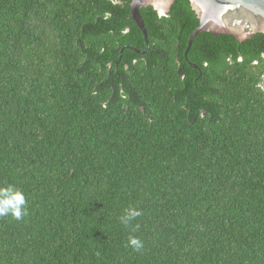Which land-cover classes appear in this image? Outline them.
Listing matches in <instances>:
<instances>
[{
    "label": "trees",
    "instance_id": "16d2710c",
    "mask_svg": "<svg viewBox=\"0 0 264 264\" xmlns=\"http://www.w3.org/2000/svg\"><path fill=\"white\" fill-rule=\"evenodd\" d=\"M130 2L0 0V264H264V34Z\"/></svg>",
    "mask_w": 264,
    "mask_h": 264
},
{
    "label": "water",
    "instance_id": "95a60500",
    "mask_svg": "<svg viewBox=\"0 0 264 264\" xmlns=\"http://www.w3.org/2000/svg\"><path fill=\"white\" fill-rule=\"evenodd\" d=\"M175 0H131L130 18L142 32L149 47L148 33L141 8L152 7L156 12H166ZM190 7L195 13L199 25L191 33L185 57L190 50L195 37L204 31L233 35L239 42L253 35L264 34V0H189ZM138 54H144L136 48ZM196 68V65L191 64Z\"/></svg>",
    "mask_w": 264,
    "mask_h": 264
},
{
    "label": "clouds",
    "instance_id": "9594fccd",
    "mask_svg": "<svg viewBox=\"0 0 264 264\" xmlns=\"http://www.w3.org/2000/svg\"><path fill=\"white\" fill-rule=\"evenodd\" d=\"M25 203V196L21 191H13L11 188L0 190V215H6L11 212L16 219H20L22 214H26V209L22 211V206ZM141 214L139 210L129 208L121 219L123 223L127 224L128 221L135 219ZM129 244L136 250L143 247L142 241L136 237L130 238Z\"/></svg>",
    "mask_w": 264,
    "mask_h": 264
},
{
    "label": "flooded vegetation",
    "instance_id": "af4514ba",
    "mask_svg": "<svg viewBox=\"0 0 264 264\" xmlns=\"http://www.w3.org/2000/svg\"><path fill=\"white\" fill-rule=\"evenodd\" d=\"M172 8V7H171ZM171 8H169L166 12L162 13V12H157L159 17H168V15L171 12ZM148 33V32H147ZM147 52V51H146ZM145 54V53H144Z\"/></svg>",
    "mask_w": 264,
    "mask_h": 264
},
{
    "label": "rangeland",
    "instance_id": "374dc122",
    "mask_svg": "<svg viewBox=\"0 0 264 264\" xmlns=\"http://www.w3.org/2000/svg\"><path fill=\"white\" fill-rule=\"evenodd\" d=\"M264 79V76H263ZM260 87L264 90V81L260 83Z\"/></svg>",
    "mask_w": 264,
    "mask_h": 264
}]
</instances>
